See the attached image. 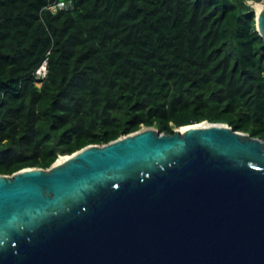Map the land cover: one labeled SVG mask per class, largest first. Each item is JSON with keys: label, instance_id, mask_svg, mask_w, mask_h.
<instances>
[{"label": "trees", "instance_id": "1", "mask_svg": "<svg viewBox=\"0 0 264 264\" xmlns=\"http://www.w3.org/2000/svg\"><path fill=\"white\" fill-rule=\"evenodd\" d=\"M204 120L264 139V37L247 0H0V173Z\"/></svg>", "mask_w": 264, "mask_h": 264}, {"label": "water", "instance_id": "2", "mask_svg": "<svg viewBox=\"0 0 264 264\" xmlns=\"http://www.w3.org/2000/svg\"><path fill=\"white\" fill-rule=\"evenodd\" d=\"M66 155L0 173V264H264L263 138L204 120Z\"/></svg>", "mask_w": 264, "mask_h": 264}, {"label": "built area", "instance_id": "3", "mask_svg": "<svg viewBox=\"0 0 264 264\" xmlns=\"http://www.w3.org/2000/svg\"><path fill=\"white\" fill-rule=\"evenodd\" d=\"M252 6L255 5V2L256 1H259V0H247ZM64 4L65 2L61 1V2H58L56 4H52L50 6V8L53 10V11H56L58 8H62L64 7ZM47 72H48V67H47V62L45 61L38 69H37V79L39 81H41L42 79H44L47 75Z\"/></svg>", "mask_w": 264, "mask_h": 264}, {"label": "bare ground", "instance_id": "4", "mask_svg": "<svg viewBox=\"0 0 264 264\" xmlns=\"http://www.w3.org/2000/svg\"><path fill=\"white\" fill-rule=\"evenodd\" d=\"M255 7H256L257 11L260 12L262 10V8L264 7V2L263 1H256L255 2ZM187 128L188 127H184L182 130H186ZM67 158H68V155H62L59 158L58 163H62Z\"/></svg>", "mask_w": 264, "mask_h": 264}]
</instances>
